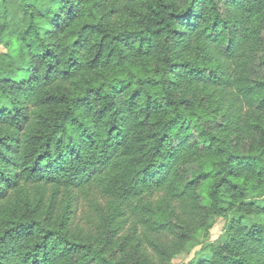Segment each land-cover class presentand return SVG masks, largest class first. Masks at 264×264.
Segmentation results:
<instances>
[{"label": "trees", "instance_id": "1", "mask_svg": "<svg viewBox=\"0 0 264 264\" xmlns=\"http://www.w3.org/2000/svg\"><path fill=\"white\" fill-rule=\"evenodd\" d=\"M35 2L0 0V264H132L106 251L131 216L133 264L218 217L184 264H264V0ZM58 187L90 193L105 246L40 215Z\"/></svg>", "mask_w": 264, "mask_h": 264}, {"label": "rangeland", "instance_id": "2", "mask_svg": "<svg viewBox=\"0 0 264 264\" xmlns=\"http://www.w3.org/2000/svg\"><path fill=\"white\" fill-rule=\"evenodd\" d=\"M35 1L36 8L40 11H45L48 0ZM6 4L11 11L10 16L13 17L20 14V0H6ZM38 22L41 23V20ZM41 25L45 27L43 22ZM260 33L264 38V22ZM10 58L17 67H23L27 63L26 60L18 56H11ZM89 194L86 193L85 195L89 196ZM85 195L76 187H71V189L62 187L56 189L48 188L40 215L45 217L49 214L51 225L58 226L60 224L64 230L82 242H92L101 247L105 246L108 242L107 230L103 221L100 218L98 219L97 216L95 217L93 208L89 206V199ZM98 200L104 206L108 203V198L106 199L105 197H98ZM50 204H53L51 212L49 211ZM89 216H92V218ZM62 219L63 224H61ZM224 225L225 219L218 217L207 235L201 234L189 239L185 243L184 249L170 260V264H184L192 258L210 256L208 244L218 237ZM135 233L138 232L135 227L134 217L131 216L124 228L119 230L111 243H109L106 250L107 253L117 258H127L132 264L140 262V254L142 252L153 256L152 249L147 244L143 243L138 251L132 248L133 241H136L134 239ZM129 241L132 242L130 243Z\"/></svg>", "mask_w": 264, "mask_h": 264}]
</instances>
